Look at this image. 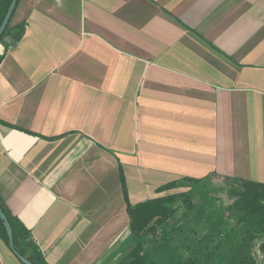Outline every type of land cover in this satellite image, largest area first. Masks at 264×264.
I'll return each instance as SVG.
<instances>
[{
    "label": "crops",
    "instance_id": "1",
    "mask_svg": "<svg viewBox=\"0 0 264 264\" xmlns=\"http://www.w3.org/2000/svg\"><path fill=\"white\" fill-rule=\"evenodd\" d=\"M20 22L0 43V198L47 263L130 249L119 166L131 204L264 182V0H19ZM0 264H22L1 238Z\"/></svg>",
    "mask_w": 264,
    "mask_h": 264
},
{
    "label": "trees",
    "instance_id": "2",
    "mask_svg": "<svg viewBox=\"0 0 264 264\" xmlns=\"http://www.w3.org/2000/svg\"><path fill=\"white\" fill-rule=\"evenodd\" d=\"M9 3L10 0H0V23ZM10 21L11 17L0 37V43L5 36L9 35L13 39L11 44H14L20 40L25 31V22L10 25ZM7 48L8 44L5 46V50ZM3 55H0V62ZM119 176L125 209L129 219L132 242L130 249L122 256L117 264H155L146 246L151 240L159 244L166 239L169 240L166 230L168 222L172 220L173 215L180 208L186 207L189 210L194 208L193 193L192 191L174 192L131 204L128 200L125 177L120 166ZM223 179L231 187L230 197L233 199V203L229 209L234 213L235 222L244 228L245 234L238 242L230 240L231 242L228 244L230 251L220 252V249L219 253H216L217 248L211 247L213 240L211 236H202L200 240L193 242L192 251H190L191 254L188 257L189 263L221 264L224 262V264H264V182L237 177H224ZM208 180L187 178L183 181L168 182L156 190L165 191L176 186L185 185L193 188L197 187V184ZM0 206L6 213L11 224L15 249L34 264H49L34 241L31 231L12 215L1 198ZM0 238L9 247L8 237L1 220Z\"/></svg>",
    "mask_w": 264,
    "mask_h": 264
},
{
    "label": "rangeland",
    "instance_id": "3",
    "mask_svg": "<svg viewBox=\"0 0 264 264\" xmlns=\"http://www.w3.org/2000/svg\"><path fill=\"white\" fill-rule=\"evenodd\" d=\"M230 190L228 182L215 176L197 187L177 188L176 192L192 191L195 206L192 210L182 207L173 215L166 226L169 240L161 244L151 240L146 246L155 264H190L188 257L193 242L204 235L211 236V247L217 248L216 253L220 249V252L230 251V240L238 242L245 234L229 209L233 203Z\"/></svg>",
    "mask_w": 264,
    "mask_h": 264
},
{
    "label": "water",
    "instance_id": "4",
    "mask_svg": "<svg viewBox=\"0 0 264 264\" xmlns=\"http://www.w3.org/2000/svg\"><path fill=\"white\" fill-rule=\"evenodd\" d=\"M17 3V0H10V3L8 5V8L4 14V17L0 23V37L6 27V25L9 23V19L11 17V14L13 12V9ZM0 220L4 226L6 235L8 237V245L10 249L13 251L15 256L18 258V260L23 264H34L31 260H29L27 257H25L23 254H21L19 251H17L14 247V241H13V231L11 224L9 222V219L6 215V213L3 211V209L0 206Z\"/></svg>",
    "mask_w": 264,
    "mask_h": 264
}]
</instances>
